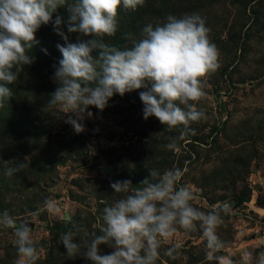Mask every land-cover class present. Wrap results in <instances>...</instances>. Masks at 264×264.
Masks as SVG:
<instances>
[{"label":"rangeland","instance_id":"obj_1","mask_svg":"<svg viewBox=\"0 0 264 264\" xmlns=\"http://www.w3.org/2000/svg\"><path fill=\"white\" fill-rule=\"evenodd\" d=\"M191 13L206 20L220 66L206 78V95L197 102L207 119L191 124L194 134L178 140L175 152L165 145L179 134L164 130L155 117L144 120L139 91L115 95L103 112L90 107L93 117L76 134L64 123L65 114L46 106L57 87L51 79L62 59L57 45L64 41L51 25L36 33L40 43L30 52L34 63L9 85L13 96L0 107V160L9 161L0 168L29 157L20 172L0 175V211L7 209L17 224L30 223L40 252L36 264H91L80 256L68 257L60 234L73 224L98 231L101 202L119 198L110 182L131 180L138 186L153 168L181 169L180 184L194 193V206H231L217 230L225 242L223 255L243 264L245 250L264 251V0H145L136 11L118 10V31L106 42L123 46L149 22ZM57 14L67 20L66 9ZM69 39L76 42L77 35ZM45 198L54 199L60 211L49 213ZM14 239L13 229H0V264H16ZM77 240L83 243L81 236ZM174 244L181 248L172 260L164 252ZM100 251L112 249L101 245ZM157 264L214 262L205 258L197 230L178 231L164 241Z\"/></svg>","mask_w":264,"mask_h":264},{"label":"clouds","instance_id":"obj_2","mask_svg":"<svg viewBox=\"0 0 264 264\" xmlns=\"http://www.w3.org/2000/svg\"><path fill=\"white\" fill-rule=\"evenodd\" d=\"M144 4L145 0H0V107L13 96L9 85L25 66L34 63L30 52L40 43L36 33L51 25L64 44L57 45L62 59L51 77L57 87L46 106L59 109L67 116L64 123L80 134L86 130L83 121L93 117L90 107L103 112L115 95L139 91L144 120L155 117L164 130L178 133L165 145L177 151L178 140L194 134L191 124L207 119L197 102L206 95V78L220 66L219 50L199 13L170 14L163 21L149 22L138 38L130 35V43L123 46L106 42L118 31V10L136 11ZM61 8L66 9L67 20L57 14ZM71 34L77 35L76 42L70 41ZM28 161L25 156L14 167L0 168V175L11 177ZM8 162L0 160V165ZM148 173L138 186L131 180L110 182L119 198L110 204L101 202L105 206L99 230L89 233L73 224L60 234L66 255L80 256L91 264H157L164 241L178 231L191 234L199 230L208 261L238 264L222 254L225 242L217 232L232 213L231 206L218 204L208 210L194 206V193L180 184L181 169L161 172L153 168ZM44 207L49 213L60 211L52 198H45ZM29 224H17L7 209L0 211V229L14 230L16 264H36L39 259ZM101 245L112 251L101 254ZM180 248L174 244L164 255L175 260ZM242 261L264 264V251L245 250Z\"/></svg>","mask_w":264,"mask_h":264},{"label":"trees","instance_id":"obj_3","mask_svg":"<svg viewBox=\"0 0 264 264\" xmlns=\"http://www.w3.org/2000/svg\"><path fill=\"white\" fill-rule=\"evenodd\" d=\"M240 202H245V200L243 198H239Z\"/></svg>","mask_w":264,"mask_h":264},{"label":"water","instance_id":"obj_4","mask_svg":"<svg viewBox=\"0 0 264 264\" xmlns=\"http://www.w3.org/2000/svg\"><path fill=\"white\" fill-rule=\"evenodd\" d=\"M29 227H32L31 225H28Z\"/></svg>","mask_w":264,"mask_h":264}]
</instances>
